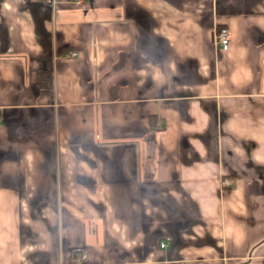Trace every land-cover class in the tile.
Masks as SVG:
<instances>
[{
	"label": "crops",
	"instance_id": "obj_1",
	"mask_svg": "<svg viewBox=\"0 0 264 264\" xmlns=\"http://www.w3.org/2000/svg\"><path fill=\"white\" fill-rule=\"evenodd\" d=\"M0 264H264V0H0Z\"/></svg>",
	"mask_w": 264,
	"mask_h": 264
},
{
	"label": "built area",
	"instance_id": "obj_2",
	"mask_svg": "<svg viewBox=\"0 0 264 264\" xmlns=\"http://www.w3.org/2000/svg\"><path fill=\"white\" fill-rule=\"evenodd\" d=\"M216 41L218 43V45L222 48V49H226L227 46H228V42H229V38H228V31L226 28L224 27H221L220 29H218L217 33H216ZM75 53H71V55H74ZM222 184L223 185H229V181L228 180H223L222 181ZM165 242L162 240L160 243H159V246L160 247H164L165 246Z\"/></svg>",
	"mask_w": 264,
	"mask_h": 264
}]
</instances>
